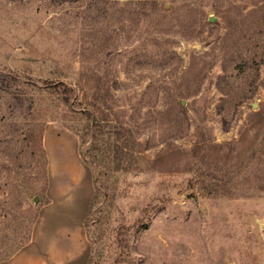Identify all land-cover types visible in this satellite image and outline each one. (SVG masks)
<instances>
[{"label":"rangeland","instance_id":"rangeland-1","mask_svg":"<svg viewBox=\"0 0 264 264\" xmlns=\"http://www.w3.org/2000/svg\"><path fill=\"white\" fill-rule=\"evenodd\" d=\"M156 2L0 0V261L57 119L101 181L87 264H264V0Z\"/></svg>","mask_w":264,"mask_h":264},{"label":"crops","instance_id":"crops-1","mask_svg":"<svg viewBox=\"0 0 264 264\" xmlns=\"http://www.w3.org/2000/svg\"><path fill=\"white\" fill-rule=\"evenodd\" d=\"M47 195L30 241L0 264H87L91 243L86 217L96 191L94 173L82 154L79 134L60 120L43 132Z\"/></svg>","mask_w":264,"mask_h":264},{"label":"trees","instance_id":"trees-1","mask_svg":"<svg viewBox=\"0 0 264 264\" xmlns=\"http://www.w3.org/2000/svg\"><path fill=\"white\" fill-rule=\"evenodd\" d=\"M141 1V3L142 4H149V3H151V4H154V5H156L157 4V2H156V0H153V1H151L150 2V0H140ZM58 85H62V86H65L66 85V83L64 82V81H61V82H58ZM65 90L66 91H68L69 89L68 88H65ZM70 91V90H69ZM66 99V98H65ZM89 114H90V112H89ZM95 123V126L96 127H98V128H100V131L101 130H103V127H102V124L100 123V122H94ZM126 148V147H125ZM137 152V149H135V148H133V153L135 154ZM116 153H118V154H120L121 156L123 155L122 153H124V152H122L121 150H117L116 151ZM127 153V155H131L130 153H129V151L128 152H126ZM138 153V152H137ZM82 154L84 155V157H85V159H86V161L88 162V164L90 165V166H93L94 165V160H93V158H90V157H88L83 151H82ZM118 165L119 166H117V171L119 172V171H121L122 170V168L123 167H125V170H129V167H127L126 165H124L123 164V161H121V160H119V163H118ZM124 165V166H123ZM131 167V166H130ZM124 169V168H123ZM101 176V175H100ZM101 181H100V178H98L97 179V181H96V184L97 183H100ZM100 188V187H99ZM98 188V189H99ZM99 191V190H98ZM97 193V192H96ZM31 235H32V232H30V231H28V233L25 235V237H24V243H26V242H29L30 241V239H31ZM23 243V244H24ZM15 252H17V250L16 251H12L11 253H9L5 258H3L2 260H4V259H7V258H10Z\"/></svg>","mask_w":264,"mask_h":264},{"label":"water","instance_id":"water-1","mask_svg":"<svg viewBox=\"0 0 264 264\" xmlns=\"http://www.w3.org/2000/svg\"><path fill=\"white\" fill-rule=\"evenodd\" d=\"M213 19V18H212ZM183 104H184V102H182ZM34 201L35 202H37L38 201V196H36L35 198H34Z\"/></svg>","mask_w":264,"mask_h":264}]
</instances>
